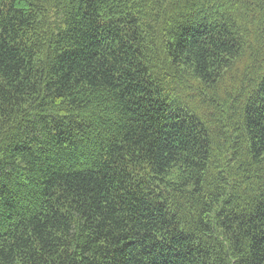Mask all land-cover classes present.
<instances>
[{
  "label": "trees",
  "instance_id": "trees-1",
  "mask_svg": "<svg viewBox=\"0 0 264 264\" xmlns=\"http://www.w3.org/2000/svg\"><path fill=\"white\" fill-rule=\"evenodd\" d=\"M0 264H264V0H0Z\"/></svg>",
  "mask_w": 264,
  "mask_h": 264
}]
</instances>
